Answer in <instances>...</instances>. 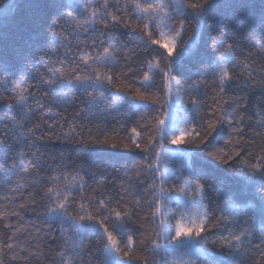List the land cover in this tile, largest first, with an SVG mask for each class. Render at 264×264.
Wrapping results in <instances>:
<instances>
[{
  "label": "snow or ice",
  "instance_id": "obj_1",
  "mask_svg": "<svg viewBox=\"0 0 264 264\" xmlns=\"http://www.w3.org/2000/svg\"><path fill=\"white\" fill-rule=\"evenodd\" d=\"M20 3L4 0L0 17L14 15ZM32 7L38 23L31 58L21 54L22 67L0 60V102H4L0 108L12 113L0 111V141H4L0 183L8 184L13 178L22 181L14 190L21 198L25 186H40V171L45 165L31 151L36 140L44 138L35 135L41 125L33 119L32 103L40 109L45 107L37 93L57 106L54 115L77 99L66 88L87 98L84 102L90 114L157 108L154 114L141 117L127 139L105 134L104 138L80 141L95 147L140 149L147 154L143 163L133 165V172L139 176L145 171L153 181L148 203L157 228L145 238L150 245L148 255L138 253L139 246L128 227L138 214L140 201L130 208L121 203L123 196L114 199L105 195L102 184L89 189L99 195L86 194L87 181L77 171L64 175L63 183L62 173L47 177L50 186L41 196L47 220L60 233L59 237H48L59 240L56 264H93V242L85 243L89 233L99 236L95 246L103 256L102 264H253V252L258 253L254 264H264V145L253 155L251 146L256 139L243 138L245 119L253 137L258 139L264 132V0H32ZM112 8L115 12L110 11ZM109 27L131 30L146 49L157 52V58L143 62L146 71L142 78L136 76L131 63H127L126 72L113 71L119 68L122 56L128 61L134 49L107 31ZM70 37L77 41V62L67 69L57 67L67 61L53 62L51 53L60 48L71 52ZM48 44L52 47L45 50ZM84 51L87 54H82ZM254 57L259 58V64ZM41 66L43 73L35 70ZM208 68L220 99L213 97V104L208 106L210 118L204 119L201 97L206 93L201 89L208 82L192 77ZM17 72L22 73L17 77L19 83L13 79ZM157 77L161 79L159 87ZM136 83L140 87H134ZM233 83L252 91L259 88L260 95L250 106L247 96L232 97V105L225 108L228 101L223 97ZM45 87L48 91L41 92ZM250 109L252 115L246 117L244 113ZM229 112L233 118L225 120ZM225 122L231 133L221 144ZM71 130L75 132L74 125ZM176 163L181 172L199 179L182 175L181 186L171 184L175 176L171 165ZM224 186L230 189L229 199L217 215L205 201L213 190ZM233 186L239 191H231ZM120 191L128 194L129 187L122 184ZM10 215L19 213L0 211V220ZM4 227L12 230L14 225L9 222ZM213 229L226 235L213 237ZM16 236V231H10L7 239L16 241ZM4 246L12 252V260L23 264H32L37 257L31 250L17 253L18 242ZM3 250L0 247V264Z\"/></svg>",
  "mask_w": 264,
  "mask_h": 264
},
{
  "label": "trees",
  "instance_id": "obj_2",
  "mask_svg": "<svg viewBox=\"0 0 264 264\" xmlns=\"http://www.w3.org/2000/svg\"><path fill=\"white\" fill-rule=\"evenodd\" d=\"M3 2L4 0H0V3ZM111 2L116 3V0H111ZM120 2L123 3V0H120ZM110 11L115 12V9L112 8ZM13 12L14 15L9 14L7 18L0 17V60H8L17 64L18 67H22L24 61L21 60V54L27 55L30 59L31 53L35 50L33 40L37 31V12L32 7V0H21L19 10L14 9ZM107 31L123 41L128 49H134V54L128 57V61L126 62L122 56L119 68L113 69V71L126 72L127 63H131L136 69V76L142 78L143 72L146 71V68L143 67V62L157 58V52L152 49H146L145 44L138 35L129 29L109 27ZM100 38L102 37H98V39ZM70 39L73 45L71 52H68L66 48H60L57 53H51V60L53 62L57 60L67 61L63 65L56 64L57 67L63 66L67 69L74 62H77L75 49L77 41L72 37ZM81 39H85V37L82 36ZM50 47L52 45H46L45 50ZM251 51L254 53L256 50L251 49ZM66 52L68 53L67 56H65ZM82 54H87V52L84 51ZM254 58L257 60V64H259V58ZM44 63L52 66L48 60H45ZM163 66V60H161V67ZM35 70L40 73L44 72L42 66ZM20 75L22 73L17 72L16 76L13 77L18 83L17 77ZM192 79H201L208 82L207 86L201 89L202 93H206L201 97L205 105V107L201 108V114L204 115V119H208L210 118L207 115L209 112L208 106L213 104V97L216 96L217 99H220L217 96V90H214L211 83L213 77L210 68L202 70L200 76H193ZM257 79H260L258 75ZM156 80V86L159 87L161 83L160 77H157ZM31 83L35 85L37 81H31ZM134 87H140V85L136 83ZM44 91H48V89L46 87L42 88L41 92ZM65 91L69 92L70 95H76L77 99L72 105L60 108L59 115H54L57 112V106L51 103L50 100H44L41 93H37V96L40 97L39 103L44 104L45 107L40 109L35 102L32 103L34 109L33 119L41 125L36 130L35 135L36 137H44L42 140L37 139L35 147L31 149L32 152L37 153L41 162L45 165L40 171V186H25L22 189L23 198H21L14 190L18 184L23 183L22 181L13 178L8 184L0 183V211H7L9 213L15 211L19 213L18 216L10 215L6 220H0V247L4 249L3 264H23V261L19 259L12 260L10 258L12 252L4 246L7 243L15 244L16 242L19 243V247L14 249L17 253H20V249H24L25 251L31 250L37 253V257L33 258L32 264H56V250H58L59 240L54 242L48 237L50 234L59 237L60 233L59 229L47 220L41 196L43 190L50 186L47 182V177L62 173L61 183H63L64 175H74L77 171L87 181L86 194L99 195L100 193L98 192L91 193L89 189H95L98 184H102V187L105 189V195L112 196L114 199H120L123 196L121 203H127L130 208L134 207L136 200L140 201L138 214L133 216L128 227L132 230L131 234L139 246L138 253L140 255H148L147 248L150 245L147 244L145 238L151 235L152 230L157 228V224L150 217L151 209L148 203L151 200L149 186L153 181L151 175L145 171H141L139 176L133 172V165L143 163L147 154L140 149L112 148L111 146L95 147L91 144L81 143L80 141L82 139L88 140L90 137L104 138L105 134L112 139L120 137L127 139L131 128L134 126L138 127L141 117L154 114L157 108L155 106L151 108L142 107L135 113L121 111L119 114L115 112L107 115L100 113L90 114L87 110V104L84 102L87 99L86 97H82V95L76 94L67 88ZM259 95V88L252 91L243 85L233 83L226 89L223 99L228 101V103L224 106L225 108H230L232 105L231 98L238 96H247L250 106L254 98ZM109 100L111 101V97H109ZM3 103L0 102V104ZM0 111L7 115L12 114L6 108H0ZM244 114L246 117L251 116V109ZM65 117L67 118L66 120L64 119ZM232 118L230 112L225 116V120ZM254 119L255 117L253 116ZM72 125L75 126V132L71 130ZM222 128L221 144L223 139H227L231 133L228 123L225 122ZM257 131H260V129H257ZM50 135L51 138H49ZM243 138L256 139V144L251 146L253 155H256L259 152L260 146L264 145V132H262L258 139L253 137L251 125L247 119H245L244 123ZM3 147L4 141H0V150ZM245 147L249 146L246 145ZM25 150L28 151L27 148ZM59 166H63V168ZM171 167L175 169V176L171 179V184H175L177 187L181 186L182 175L190 176L193 180L199 179V177L191 175L188 172H181L178 163L171 165ZM0 180H3L2 173H0ZM122 184H126L129 187L128 194L121 193L120 188ZM171 184H166L165 186L170 187ZM229 191L230 189L227 186L218 187L213 190L209 194L208 200L205 201L209 210L218 215V209L223 208V202L229 199ZM231 191L238 192V186H233ZM73 195L78 197L79 193L74 192ZM33 200H35V203H32ZM21 204L24 205L23 208L20 207ZM9 222L14 225L12 230L4 227V224ZM145 225H147V228H145ZM248 226L251 227L253 225ZM10 231L17 232L16 241H9L7 239ZM217 234L226 235L224 232L217 233L213 229L212 236L214 237ZM98 239V235L90 233L85 236L86 244L90 240L93 242V264H102L103 262V256L95 246V241ZM141 241H144V243L141 244ZM257 255L258 253L255 252L250 253L253 264ZM197 264H201V262L198 261Z\"/></svg>",
  "mask_w": 264,
  "mask_h": 264
},
{
  "label": "rangeland",
  "instance_id": "obj_3",
  "mask_svg": "<svg viewBox=\"0 0 264 264\" xmlns=\"http://www.w3.org/2000/svg\"><path fill=\"white\" fill-rule=\"evenodd\" d=\"M193 211H195V209H193Z\"/></svg>",
  "mask_w": 264,
  "mask_h": 264
}]
</instances>
